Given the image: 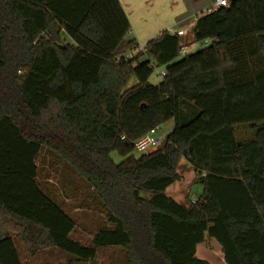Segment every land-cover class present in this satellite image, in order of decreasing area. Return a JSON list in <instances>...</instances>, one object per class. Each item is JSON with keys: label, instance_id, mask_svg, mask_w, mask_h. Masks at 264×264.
<instances>
[{"label": "trees", "instance_id": "obj_1", "mask_svg": "<svg viewBox=\"0 0 264 264\" xmlns=\"http://www.w3.org/2000/svg\"><path fill=\"white\" fill-rule=\"evenodd\" d=\"M130 32L118 0H0V264H22L14 237L30 256L122 248L130 264H209L196 257L205 236L225 264H264V0L199 16L191 43L204 47L184 56L176 33L139 49ZM171 120L162 146L135 157ZM245 124L254 136L237 142ZM43 149L104 210L89 245L38 182ZM180 160L202 185L189 206L166 195Z\"/></svg>", "mask_w": 264, "mask_h": 264}, {"label": "rangeland", "instance_id": "obj_2", "mask_svg": "<svg viewBox=\"0 0 264 264\" xmlns=\"http://www.w3.org/2000/svg\"><path fill=\"white\" fill-rule=\"evenodd\" d=\"M136 53L137 51L127 53L125 57L131 58ZM160 70H154L150 78L153 82L160 79L157 75ZM163 129H161L162 132H164ZM233 130L237 142L250 140L254 136V127L251 125H237L233 127ZM134 156L138 157L135 153ZM113 160L116 163L120 161L116 157H113ZM37 168V179L41 188L76 223L71 238L84 245H89L93 234L98 229L108 227L103 208L93 200L86 183L46 149H43L37 159ZM177 174L180 176V181L172 186L171 190L179 188L182 203L189 206L191 201H195L201 195L202 185L197 183L192 168L184 160H180ZM177 200L181 202L180 198ZM14 241L22 264H130L127 261L126 250L122 248L99 249L93 260L79 262L68 254L49 249L41 250L37 255L30 256L17 237H14ZM197 257L209 264H225L220 245L207 236H205L203 245L198 247Z\"/></svg>", "mask_w": 264, "mask_h": 264}, {"label": "crops", "instance_id": "obj_3", "mask_svg": "<svg viewBox=\"0 0 264 264\" xmlns=\"http://www.w3.org/2000/svg\"><path fill=\"white\" fill-rule=\"evenodd\" d=\"M131 27V32L126 38L127 41L135 40L140 48L151 39L157 38L162 32L176 33L186 42V46L181 51V56L195 53L204 45L191 43V28L197 18L207 12L211 0H118ZM137 50H130L133 53ZM126 53V54H127ZM150 83L156 85L160 79ZM174 126L173 121H168L161 126L165 134L169 133ZM184 162H186L184 160ZM187 163V162H186ZM188 164V163H187ZM189 165V164H188ZM190 166V165H189ZM177 183V182H176ZM171 185L166 190V195L178 204L182 203L179 188L171 190ZM171 190V191H170ZM170 191V193H168ZM181 199L179 202L177 199ZM196 248V257L198 247ZM203 256V255H202ZM198 258V257H197ZM203 258V257H202ZM203 260L201 258H198ZM225 263V262H224Z\"/></svg>", "mask_w": 264, "mask_h": 264}, {"label": "built area", "instance_id": "obj_4", "mask_svg": "<svg viewBox=\"0 0 264 264\" xmlns=\"http://www.w3.org/2000/svg\"><path fill=\"white\" fill-rule=\"evenodd\" d=\"M229 0H211V4L207 9V12L215 11L219 8H227ZM142 49V48H140ZM159 77L164 76L163 70L157 73ZM165 132H162L161 127H155L151 129L147 134L139 138L134 143V153L138 156L147 154L161 147L165 140ZM123 139V138H122ZM195 201H191L194 204Z\"/></svg>", "mask_w": 264, "mask_h": 264}, {"label": "water", "instance_id": "obj_5", "mask_svg": "<svg viewBox=\"0 0 264 264\" xmlns=\"http://www.w3.org/2000/svg\"><path fill=\"white\" fill-rule=\"evenodd\" d=\"M229 1H232V0H229Z\"/></svg>", "mask_w": 264, "mask_h": 264}]
</instances>
